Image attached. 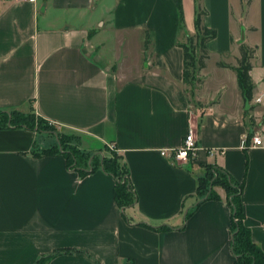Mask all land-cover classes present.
<instances>
[{
    "label": "crops",
    "instance_id": "crops-1",
    "mask_svg": "<svg viewBox=\"0 0 264 264\" xmlns=\"http://www.w3.org/2000/svg\"><path fill=\"white\" fill-rule=\"evenodd\" d=\"M182 3L184 21L175 0H0V110L31 105L85 135L83 151L114 150L136 193L122 208L112 174L42 153L56 136L0 128V264H234L228 191L200 193L211 166L242 185L264 253V0ZM200 11L217 36L189 84L182 45ZM242 42L255 50L249 107L234 68ZM190 129L196 156L177 164Z\"/></svg>",
    "mask_w": 264,
    "mask_h": 264
},
{
    "label": "trees",
    "instance_id": "trees-1",
    "mask_svg": "<svg viewBox=\"0 0 264 264\" xmlns=\"http://www.w3.org/2000/svg\"><path fill=\"white\" fill-rule=\"evenodd\" d=\"M180 12L182 21H184V9L182 0H175ZM205 14L204 11H200L196 18V28L195 34L189 35L187 42L183 44L184 48V66H185V81L189 84H193L196 81L198 71L206 66V60L209 58V51L207 48V42L217 36V31L215 29L209 28L202 23V15ZM240 56L238 58V65L234 67L238 74V82L242 90V94L246 103H250L253 98L254 83L250 71L252 69V58L254 57L255 50L246 43H241ZM198 51L200 54L198 55ZM223 65V64H222ZM226 66V65H223ZM11 111L0 110V115H8L14 112H18V109ZM36 114V112H35ZM37 115V114H36ZM38 116V115H37ZM7 117V116H6ZM34 120V119H33ZM40 120V121H38ZM37 124L35 122H29L26 117H16L13 119H8L7 122L0 120V128L9 127H26L28 129L37 130L40 132L46 131L50 133H55L52 129L41 127V123L44 122L45 126L49 124L55 125L54 123L38 116ZM48 124V125H47ZM48 129V130H44ZM80 150V149H79ZM83 152V150H82ZM44 154H63L68 159V165L70 168H78L84 171L95 170L97 168H102L105 171L112 174L116 179L115 186V199L120 207L129 206L135 203L136 193L132 188L128 169H124V179L120 177L121 174L118 168L121 167L119 163V156L115 152L116 156H113V151L111 156L97 157L96 161H88L84 165H79L74 162L75 158L70 149H63L58 141L55 145L46 148L42 151ZM82 154V153H81ZM70 156H72L73 163L70 162ZM113 157L115 159H113ZM115 161V164L114 162ZM209 176L212 180L209 182ZM223 186L228 191V201L232 210V249L236 260L234 264H264V253L262 249L252 240L251 231L245 225V213L243 210L241 192L242 185H238L233 181V179L217 167H209L207 176L201 181L200 193L206 195L208 198L217 197L212 191L214 186ZM163 228V227H161ZM52 256H45L38 260L37 264H47Z\"/></svg>",
    "mask_w": 264,
    "mask_h": 264
},
{
    "label": "rangeland",
    "instance_id": "rangeland-1",
    "mask_svg": "<svg viewBox=\"0 0 264 264\" xmlns=\"http://www.w3.org/2000/svg\"><path fill=\"white\" fill-rule=\"evenodd\" d=\"M188 90L191 91V87L189 85H188ZM11 112H13V111H11ZM18 116L26 117L30 123L31 122H33V123L35 122V124L38 123L37 122L38 116L35 114V111L31 105H28L27 107H24L23 109H19L18 112H14V113H11L8 115H0V120L7 122L8 119L10 120V119L16 118ZM38 121H40V120H38ZM41 127H44V128L46 127L49 130L52 129L55 133H50V132H46V131H43V133H48L50 135L56 136L58 144H60V146L63 149H70L72 151L73 156L76 157L74 162L78 163L79 165H84L88 161H91V160H93V161L97 160V158L93 155L94 152L87 151V150L82 152L83 144L87 145V144L91 143V141L89 139H87V137L85 135H83L82 133H80L76 130H72V129H69L66 127L59 126V125L49 124L48 126H45L44 122L41 123ZM48 129H44V130H48ZM112 155L116 156L114 150H113ZM73 159L74 158H72V156H70V162L73 163ZM113 159H115V158L113 157ZM113 162L115 164V161H113ZM118 171L122 176L120 178L123 180L125 177L123 167L122 166L119 167ZM211 180H212V177L209 176V182L208 183H210Z\"/></svg>",
    "mask_w": 264,
    "mask_h": 264
},
{
    "label": "built area",
    "instance_id": "built-area-1",
    "mask_svg": "<svg viewBox=\"0 0 264 264\" xmlns=\"http://www.w3.org/2000/svg\"><path fill=\"white\" fill-rule=\"evenodd\" d=\"M21 1L35 2L36 0H21ZM252 141H253V144H252L253 146L262 144V139L258 133H255L253 135ZM248 142H249L248 136L243 137L241 140V146L243 148L250 147L251 145ZM197 150H198V145L196 142L194 131L193 129H190L182 145L178 149L173 150L171 153V156H172V159H174V161L177 164H182L190 160L191 158H194L196 156Z\"/></svg>",
    "mask_w": 264,
    "mask_h": 264
},
{
    "label": "water",
    "instance_id": "water-1",
    "mask_svg": "<svg viewBox=\"0 0 264 264\" xmlns=\"http://www.w3.org/2000/svg\"><path fill=\"white\" fill-rule=\"evenodd\" d=\"M247 107H249V103L247 104Z\"/></svg>",
    "mask_w": 264,
    "mask_h": 264
}]
</instances>
